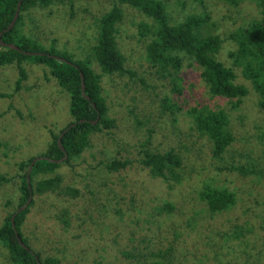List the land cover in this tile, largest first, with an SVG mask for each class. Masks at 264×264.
Listing matches in <instances>:
<instances>
[{
	"label": "rangeland",
	"instance_id": "374dc122",
	"mask_svg": "<svg viewBox=\"0 0 264 264\" xmlns=\"http://www.w3.org/2000/svg\"><path fill=\"white\" fill-rule=\"evenodd\" d=\"M161 1L173 24L189 15L209 13L206 30L224 40L218 59L234 69L237 83L249 86L229 55L236 44L228 38L237 27L261 18L255 4ZM115 5L123 11L117 34L119 49L134 76L105 74L92 59L99 20ZM23 16V34L47 48L54 42L59 51L74 54L75 59L92 60V68L102 75L109 116L115 120L114 128L91 136L89 147L73 165L63 161L54 174L34 177L37 182L60 176L63 186L77 190L79 196H35L23 227L33 250L62 264H146L153 260L164 264H264V109L252 88L243 104L232 109L229 100L210 94L201 69L184 54L179 55L183 59L179 72L159 71L146 56L152 36L140 35L139 24L152 20L117 1H67L35 8ZM23 67L28 78L17 90V66L0 65V94L10 96L0 97V175L9 180L0 183V226L19 205V164L41 156L50 143L48 130L59 134L70 121L69 95L49 69L33 62ZM167 99L175 115L163 105ZM198 105L225 109L230 115L235 142L222 160L212 157L210 142L194 129L189 111ZM145 149L174 150L183 162L181 181L165 183L152 178L142 165ZM114 159L130 164L110 171L106 164ZM244 166L254 169L252 174L242 175L236 169ZM208 183L233 191L236 205L223 213L209 212L199 197ZM166 204L173 206L171 213L161 211ZM64 209L69 211V227L62 223ZM169 249L173 251L168 259L150 256L151 250ZM8 259V251L0 243V264H7Z\"/></svg>",
	"mask_w": 264,
	"mask_h": 264
},
{
	"label": "trees",
	"instance_id": "16d2710c",
	"mask_svg": "<svg viewBox=\"0 0 264 264\" xmlns=\"http://www.w3.org/2000/svg\"><path fill=\"white\" fill-rule=\"evenodd\" d=\"M67 1L74 0H0V34L3 33L1 40L20 49L18 51L0 44V65L17 66V90L21 89L23 82L28 78L23 67L24 63L33 62L46 66L51 77L69 95L68 119L70 120L59 134L52 129L48 130L50 143L46 151L39 156L47 159L36 161L29 180L27 179L28 170L37 157L19 164V205L0 226V243L7 249L9 256L7 264H62L61 260L55 257L42 258L41 254L35 252L28 243L23 227L31 208L36 203L35 196L59 193L76 198L79 192L70 187H64L60 176L44 178L37 182L34 177L38 174H54L62 165L54 161L62 160L65 152L68 158L64 164L73 165L74 161L79 159L89 147L90 138L94 133L115 127V120L109 116L108 104L103 95L102 75L92 68V60L75 59L74 54L59 51L54 42L47 48L21 31L23 13L35 8L46 9L56 3L64 4ZM113 1L137 9L152 20L151 24H139L141 31L139 32L144 37L152 36L147 45L146 56L152 65L159 67V71L170 74L179 72L183 64V59L179 55L184 54L201 69V78L213 97L227 99L232 109H238L250 94L249 88H252L259 97V106L264 109V0H222L232 6H239L243 2L253 3L261 12V18L245 26L237 27L228 38L236 44V49L229 55L234 60V66L242 69V76L249 82V86L237 83V74L234 69L226 67L218 59L224 40L219 35L206 30L211 21L209 13L189 15L181 23L173 24L161 0ZM19 2L22 4L17 22L11 30H6L14 19ZM122 18L123 11L116 5L100 18L97 42L92 47L91 55L105 74L134 76L135 74L126 67V58L119 49L117 41L118 25ZM25 52L43 53L44 55H26ZM55 56L62 57L71 64L55 59ZM82 81L85 94H83ZM0 97L10 96L0 94ZM163 105L175 115L176 110L170 100L164 101ZM189 115L193 120L194 129L210 142L212 157L222 160L224 154L235 142L228 111L198 105L189 111ZM98 118L99 121L95 125L92 124ZM62 134L64 135L59 144ZM141 153L143 155L142 165L152 178L161 179L165 183L181 181L183 162L174 150L160 153L145 149ZM129 164L127 160L114 159L106 164V167L110 171H120L126 169ZM236 169L242 175L252 174L250 172L254 171L245 166ZM5 181L9 180L0 175V183ZM199 197L212 214L229 211L237 203V196L233 191L209 183L204 185ZM161 211L171 213L173 206L166 204ZM119 212L120 210L116 209V214ZM13 216H15V228L12 223ZM68 217L69 211L64 209L63 221H61L69 227ZM18 237L28 248L20 244ZM172 251L173 249L166 252L151 250L150 256L168 259ZM123 255L129 259L134 258V255L130 253H123ZM146 264L164 263L153 260L152 262L147 261Z\"/></svg>",
	"mask_w": 264,
	"mask_h": 264
},
{
	"label": "water",
	"instance_id": "95a60500",
	"mask_svg": "<svg viewBox=\"0 0 264 264\" xmlns=\"http://www.w3.org/2000/svg\"><path fill=\"white\" fill-rule=\"evenodd\" d=\"M21 4H22V3L19 2L18 9H17V12H16V14H15V16H14V19H13L12 23L10 24V26H9L6 30H11V29L15 26V24H16V22H17V19H18V17H19V14H20V7H21ZM2 34H3V33L0 34V44H1L3 47H7V48H11V49H15V50H18V51L20 50V49H19L17 46H15V45L4 43V42L1 40V36H2ZM25 54H26V55H44L43 53H30V52H25ZM55 59H58V60H61V61L66 62V63H68V64H71L68 60H66V59H64V58H62V57L55 56ZM81 77H83V75H81ZM82 84H83V94H85V92H84V82H83V81H82ZM86 98H87L88 100H90V98H89L88 96H86ZM98 121H99V118H98L96 121L92 122V124L95 125ZM82 122H83V121H82ZM71 127H72V126H71ZM71 127H70V128H71ZM70 128H68V129H70ZM68 129H67V130H68ZM67 130H66V131H67ZM63 135H64V134H62V135L60 136L59 144L61 143V140H62V138H63ZM61 149L64 151V148H63L62 146H61ZM67 158H68V154L65 152V156H64V158H63L62 160L54 161V162H56V163H60V162L65 161ZM41 159H47V158H45V157H37V158L33 161V163L31 164V166H30V168H29L28 174H27V179H28V180L30 179V173H31V171H32L33 165L36 163V161L41 160ZM12 223H13V227L15 228V216L12 217ZM18 239H19L20 244H21L23 247L28 248V247L22 242V240H21L20 237H18Z\"/></svg>",
	"mask_w": 264,
	"mask_h": 264
}]
</instances>
